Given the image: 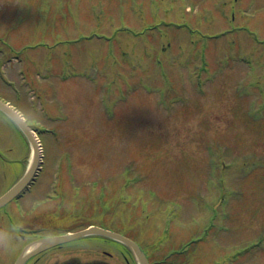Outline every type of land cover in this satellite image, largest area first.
<instances>
[{
  "label": "rangeland",
  "instance_id": "rangeland-1",
  "mask_svg": "<svg viewBox=\"0 0 264 264\" xmlns=\"http://www.w3.org/2000/svg\"><path fill=\"white\" fill-rule=\"evenodd\" d=\"M0 96L56 130H37L38 223L75 213L155 259L206 225L185 264H264V0H0ZM0 119L2 153L28 158Z\"/></svg>",
  "mask_w": 264,
  "mask_h": 264
},
{
  "label": "flooded vegetation",
  "instance_id": "flooded-vegetation-1",
  "mask_svg": "<svg viewBox=\"0 0 264 264\" xmlns=\"http://www.w3.org/2000/svg\"><path fill=\"white\" fill-rule=\"evenodd\" d=\"M12 155L13 154H5L0 151V163H2L0 167V171H2L0 172V195L9 188L18 171L17 160L11 158ZM3 161L7 164L2 170ZM26 193L27 191L23 195H18L16 198L0 205V233L16 235L13 229L18 228L21 223L24 225V231L19 235L15 250L11 253H0V264H14L18 256L27 248L35 250L37 246H39L41 240L65 233L67 229L57 222L46 221L44 223H38L35 221V213L37 215L41 210L47 206L49 207V202L37 200L27 201L25 200L27 197V195H25ZM38 194L39 193L36 195L37 197ZM20 206L22 209H20ZM73 219L79 220L77 215L74 216ZM75 223L79 224L78 222ZM109 242L112 243L111 240L105 239V237L99 235H88L84 238L79 237L38 250L23 264H114L111 261L108 262L98 257L101 251L109 253L108 250L102 248ZM98 247L102 248L101 251L98 250ZM73 252L76 255L79 252V255H82L81 252H84L86 255L88 254V257L85 260H82L81 256L72 257L68 260L61 258L66 253ZM121 253L122 256L125 257V251L122 250ZM10 257L11 262H9Z\"/></svg>",
  "mask_w": 264,
  "mask_h": 264
},
{
  "label": "water",
  "instance_id": "water-1",
  "mask_svg": "<svg viewBox=\"0 0 264 264\" xmlns=\"http://www.w3.org/2000/svg\"><path fill=\"white\" fill-rule=\"evenodd\" d=\"M0 103H2L4 105H7L8 108L13 110L14 116L17 119H19L20 121H23L21 116L13 108H11L8 104L3 102L2 100H0ZM23 122H25V121H23ZM26 127H27V130H25V128H23V127H21V128L27 134L28 138L31 140V142L33 143V145L35 147L34 156H33V162L31 164L28 172L25 174V176L14 186V188L12 190L7 192L6 194H4L0 198V203L3 202V201L9 200L13 195L16 194V192H18L22 188L23 185H25L27 182H29L31 176L34 174V172H35V170H36V168L38 166V163H39L38 148H37V145L35 143V139H34V137L32 135L31 129L29 128V126H27V124H26ZM87 233H102V234H106V235H109L111 237H114V238L124 242L125 244H127L130 247V249L134 252L139 264H150L146 254L140 249L139 245L135 241H133L132 239L128 238L127 236H125V235H123L121 233L114 232L112 230H108V229L101 228V227H98V226H92L90 228L83 229V230L78 231V232L73 233V234L45 238V239L42 240L41 247H46V246L54 244V243H56L58 241H61V240H64V239H68V238H71V237H74V236L84 235V234H87ZM28 256H29V254L22 255L17 260V262L15 264H21L24 261V259L26 257H28Z\"/></svg>",
  "mask_w": 264,
  "mask_h": 264
},
{
  "label": "clouds",
  "instance_id": "clouds-1",
  "mask_svg": "<svg viewBox=\"0 0 264 264\" xmlns=\"http://www.w3.org/2000/svg\"><path fill=\"white\" fill-rule=\"evenodd\" d=\"M0 109L3 110L0 111V116H4L7 122H14V124L18 125V127H23L25 130H27L25 122L17 119L13 114V110L8 108L7 105L0 103ZM13 231L16 233V235H6L4 233H0V253L6 254L15 250L19 240V235L24 231L23 223H21L18 228H14Z\"/></svg>",
  "mask_w": 264,
  "mask_h": 264
}]
</instances>
